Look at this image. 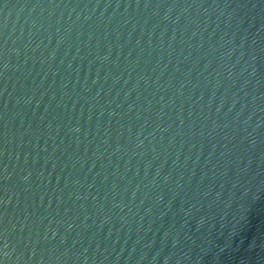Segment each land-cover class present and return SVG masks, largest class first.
<instances>
[{
    "label": "water",
    "instance_id": "95a60500",
    "mask_svg": "<svg viewBox=\"0 0 264 264\" xmlns=\"http://www.w3.org/2000/svg\"><path fill=\"white\" fill-rule=\"evenodd\" d=\"M0 264H264V0H0Z\"/></svg>",
    "mask_w": 264,
    "mask_h": 264
}]
</instances>
